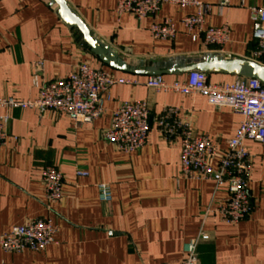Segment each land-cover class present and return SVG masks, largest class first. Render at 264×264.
<instances>
[{"label": "crops", "instance_id": "crops-1", "mask_svg": "<svg viewBox=\"0 0 264 264\" xmlns=\"http://www.w3.org/2000/svg\"><path fill=\"white\" fill-rule=\"evenodd\" d=\"M64 1L92 36L134 72L177 68L209 56L251 61L250 9L264 8V0H198L213 6L227 2L205 20V27L229 28L227 42L215 47L204 46L200 37L192 40L181 23L192 8L164 4L156 15L137 20L128 14L117 17L114 0ZM163 19L171 20L175 35L155 40L149 27ZM80 63L139 84L110 87L103 95L105 114L81 126L57 112L0 109V115L10 116L7 141L0 147V236L45 216L57 229L54 242L42 251L5 253L0 248V264H179L184 244L201 230L209 240L197 244L196 264H264V144L243 143L252 158L247 185L252 208L244 220L230 225L215 212L227 198L226 188L183 178L179 143L164 140L153 122L164 108H177L179 118H188L195 132L221 152L240 116L209 106L199 94L148 89L147 73L102 65L47 0H0V98L34 99L41 86L64 79ZM206 74L213 85L239 77ZM186 75L161 77L172 83L184 82ZM123 102H146L150 111L145 144L131 154L116 151L102 138L111 112ZM46 166L59 169L63 178L62 198L50 213L40 180ZM77 171L87 176L78 177ZM102 183L110 187L108 203L98 200Z\"/></svg>", "mask_w": 264, "mask_h": 264}, {"label": "built area", "instance_id": "built-area-1", "mask_svg": "<svg viewBox=\"0 0 264 264\" xmlns=\"http://www.w3.org/2000/svg\"><path fill=\"white\" fill-rule=\"evenodd\" d=\"M115 14H128L137 20L156 15L164 4L192 8L194 13L181 19L192 40L200 37L204 46L220 47L229 36V28L205 27V20L213 9L221 10L226 1L213 6L198 0H114ZM251 38L255 49L250 60L264 68V8H251ZM194 32V33H193ZM149 34L155 40H170L175 35L171 20L152 23ZM133 79L113 77L107 72L88 64L76 65L62 79L41 86L34 99L14 100L0 98V109L37 110L57 112L65 115L74 126L92 123L105 114L103 95L114 85L136 86ZM144 86L155 92H172L181 95H202L209 106L227 108L240 116L238 129L227 141V148L219 152L207 136L197 134L188 118H179L177 108H164L154 119V126L164 140L177 141L180 147V174L185 179L212 181L215 188L224 186L226 200L216 207L220 220L234 225L244 220L252 206L248 192L251 172V155L244 141L264 144V85L255 79L238 77L233 83L213 85L206 73H187L184 82L166 83L161 76H151ZM9 115H0V147L7 141L6 126ZM150 111L146 102H123L110 114L109 126L102 138L118 152L131 154L145 144L150 130ZM76 176H87L77 171ZM45 209L62 198V174L54 166H46L41 172ZM98 200H111L110 187L97 185ZM56 226L48 216L15 226L0 236V248L5 253L42 251L54 242ZM209 240L202 230L183 246L184 258L179 264H196V247L199 242Z\"/></svg>", "mask_w": 264, "mask_h": 264}, {"label": "water", "instance_id": "water-1", "mask_svg": "<svg viewBox=\"0 0 264 264\" xmlns=\"http://www.w3.org/2000/svg\"><path fill=\"white\" fill-rule=\"evenodd\" d=\"M49 6L54 10L60 21L68 28L76 31L80 37L81 44L95 56L98 61L115 71L126 72L130 74L147 73L149 76H162L168 74H183L192 71L202 73H225L237 75L239 77L255 79L264 85V68L249 60L231 59L228 56L222 58L217 56L203 57L193 60L185 66L165 69L155 68L149 72H134L127 69L126 64L107 46L102 45L95 39L87 26L82 20L71 10L64 0H47Z\"/></svg>", "mask_w": 264, "mask_h": 264}]
</instances>
